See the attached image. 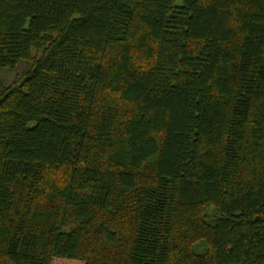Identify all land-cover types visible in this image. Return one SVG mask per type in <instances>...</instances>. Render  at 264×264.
Listing matches in <instances>:
<instances>
[{"label": "trees", "instance_id": "1", "mask_svg": "<svg viewBox=\"0 0 264 264\" xmlns=\"http://www.w3.org/2000/svg\"><path fill=\"white\" fill-rule=\"evenodd\" d=\"M23 60L0 264H264V0H0Z\"/></svg>", "mask_w": 264, "mask_h": 264}, {"label": "rangeland", "instance_id": "2", "mask_svg": "<svg viewBox=\"0 0 264 264\" xmlns=\"http://www.w3.org/2000/svg\"><path fill=\"white\" fill-rule=\"evenodd\" d=\"M30 65L31 63L29 61L23 60L16 68H0V80L6 84L18 80L30 68Z\"/></svg>", "mask_w": 264, "mask_h": 264}]
</instances>
